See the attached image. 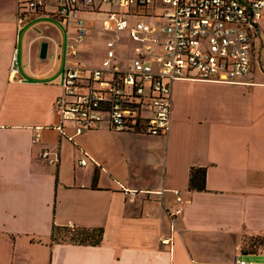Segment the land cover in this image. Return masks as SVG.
I'll list each match as a JSON object with an SVG mask.
<instances>
[{
    "label": "crops",
    "instance_id": "obj_1",
    "mask_svg": "<svg viewBox=\"0 0 264 264\" xmlns=\"http://www.w3.org/2000/svg\"><path fill=\"white\" fill-rule=\"evenodd\" d=\"M16 4L0 0V264H264V16L247 82L178 78L166 133L105 120L75 133L64 121L69 139L50 107L70 37L55 0L21 23ZM105 10L82 7L89 31L78 55L93 39L104 47ZM192 167L205 168L203 189L190 187ZM124 188L137 190L133 200ZM69 221L102 228L99 242L65 237Z\"/></svg>",
    "mask_w": 264,
    "mask_h": 264
},
{
    "label": "built area",
    "instance_id": "obj_2",
    "mask_svg": "<svg viewBox=\"0 0 264 264\" xmlns=\"http://www.w3.org/2000/svg\"><path fill=\"white\" fill-rule=\"evenodd\" d=\"M105 3L119 8L105 10L98 29L105 51L98 63L88 65L78 58V45L89 31L81 10ZM16 6L21 23L43 10L45 0H17ZM53 14L70 37L71 61L65 60L61 92L50 107L59 117L60 133L72 138L61 126L64 121H71L75 133H81L102 127L105 120L114 130L164 134L175 79L247 82L256 62L254 38L264 16V0H55ZM17 70L14 56L10 73ZM38 136L35 133L34 140ZM50 153L44 148L39 155L49 163L58 162L57 153ZM78 162L85 164L86 158ZM136 192L124 188L128 201ZM175 193L181 201L180 191ZM180 211L178 207L169 212L172 229ZM66 225L75 227L71 221ZM161 241L168 243L170 237Z\"/></svg>",
    "mask_w": 264,
    "mask_h": 264
},
{
    "label": "trees",
    "instance_id": "obj_3",
    "mask_svg": "<svg viewBox=\"0 0 264 264\" xmlns=\"http://www.w3.org/2000/svg\"><path fill=\"white\" fill-rule=\"evenodd\" d=\"M205 179V168L204 167H192L189 175V185L194 189H203ZM67 226V225H66ZM68 232L67 236L70 240L79 241V242H89V243H97L100 240L102 228H93L86 229L80 228L76 229L75 227L65 228Z\"/></svg>",
    "mask_w": 264,
    "mask_h": 264
},
{
    "label": "rangeland",
    "instance_id": "obj_4",
    "mask_svg": "<svg viewBox=\"0 0 264 264\" xmlns=\"http://www.w3.org/2000/svg\"><path fill=\"white\" fill-rule=\"evenodd\" d=\"M117 9L119 8L116 4H110V3H105L103 4V9ZM127 43V41H125ZM102 42H98L97 40H92L90 45L88 46V48L82 49L84 55L82 56V54L80 53V55H78V58H80L81 60H83L86 64L88 65H92V64H96L97 62H99L103 56V53L105 51V47L102 46L101 44ZM130 44H133V41L129 42ZM122 48V47H121ZM80 51V50H79ZM121 66H123L122 63H120ZM64 236L67 237V231L64 230Z\"/></svg>",
    "mask_w": 264,
    "mask_h": 264
},
{
    "label": "water",
    "instance_id": "obj_5",
    "mask_svg": "<svg viewBox=\"0 0 264 264\" xmlns=\"http://www.w3.org/2000/svg\"><path fill=\"white\" fill-rule=\"evenodd\" d=\"M46 50H47V42L42 41L40 44L39 56L45 57L46 56Z\"/></svg>",
    "mask_w": 264,
    "mask_h": 264
}]
</instances>
